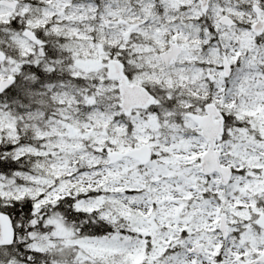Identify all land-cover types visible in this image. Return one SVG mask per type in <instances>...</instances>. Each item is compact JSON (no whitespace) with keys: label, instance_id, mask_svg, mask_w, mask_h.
<instances>
[{"label":"snow or ice","instance_id":"6c2138e0","mask_svg":"<svg viewBox=\"0 0 264 264\" xmlns=\"http://www.w3.org/2000/svg\"><path fill=\"white\" fill-rule=\"evenodd\" d=\"M0 264H264V0H0Z\"/></svg>","mask_w":264,"mask_h":264}]
</instances>
